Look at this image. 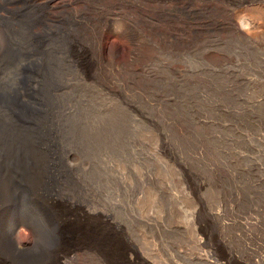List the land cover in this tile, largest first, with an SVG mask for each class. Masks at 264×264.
<instances>
[{
    "label": "rangeland",
    "instance_id": "rangeland-1",
    "mask_svg": "<svg viewBox=\"0 0 264 264\" xmlns=\"http://www.w3.org/2000/svg\"><path fill=\"white\" fill-rule=\"evenodd\" d=\"M42 1L0 0V264H252L264 0Z\"/></svg>",
    "mask_w": 264,
    "mask_h": 264
},
{
    "label": "bare ground",
    "instance_id": "bare-ground-1",
    "mask_svg": "<svg viewBox=\"0 0 264 264\" xmlns=\"http://www.w3.org/2000/svg\"><path fill=\"white\" fill-rule=\"evenodd\" d=\"M35 2V4H43V1L42 0H33ZM47 1V0H46ZM45 3H48V2H45ZM44 3V4H45ZM6 83V81H5ZM10 84V83H9ZM32 86V85H31ZM48 86V85H47ZM30 87V86H29ZM13 88V87H12ZM45 91V90H44ZM20 92V91H19ZM27 92V91H26ZM29 92V91H28ZM31 93V92H30ZM35 94V92H34ZM28 96V95H27ZM44 97V96H43ZM22 101V100H21ZM20 104V103H19ZM30 108V107H29ZM37 114V113H36ZM27 121V120H26ZM17 175L19 177V174L17 172ZM29 181V177L27 178H24L23 181ZM18 178L16 179V182H17ZM27 181V182H28ZM51 181L53 182L54 179L51 178ZM25 183V182H24ZM30 184V182H29ZM30 186V185H29ZM28 190V189H27ZM31 193L34 192V199H35V202L39 205V207L41 208V210H44V207L43 205L41 204V202L37 199L36 195H35V191L33 190V187H32V184H31V187H30V190ZM47 191H51L52 190H47ZM17 192V190H16ZM17 195V194H16ZM15 197H12L10 199L11 202L15 201ZM15 206L16 205H10L6 211H4L3 215H2V220L1 222L3 223L4 225V228L11 234V236L13 237V239L15 240H18L20 242V244L22 246H27L28 243H29V240L26 239V237H21L19 236V232H23L25 234V231H23V227L25 226V223L23 222V220L20 218L18 219L16 217V214H15ZM264 240V239H263ZM261 241V240H260ZM252 264H264V246L261 247L260 249V252L258 253V256L252 261Z\"/></svg>",
    "mask_w": 264,
    "mask_h": 264
}]
</instances>
